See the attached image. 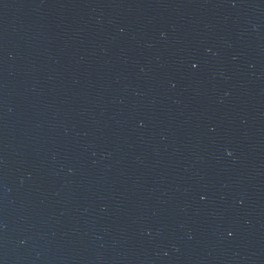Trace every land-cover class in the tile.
<instances>
[{
  "label": "water",
  "instance_id": "95a60500",
  "mask_svg": "<svg viewBox=\"0 0 264 264\" xmlns=\"http://www.w3.org/2000/svg\"><path fill=\"white\" fill-rule=\"evenodd\" d=\"M0 264H264V0H0Z\"/></svg>",
  "mask_w": 264,
  "mask_h": 264
}]
</instances>
